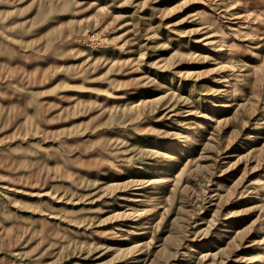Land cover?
I'll return each mask as SVG.
<instances>
[{
  "label": "rangeland",
  "instance_id": "1",
  "mask_svg": "<svg viewBox=\"0 0 264 264\" xmlns=\"http://www.w3.org/2000/svg\"><path fill=\"white\" fill-rule=\"evenodd\" d=\"M0 264H264V0H0Z\"/></svg>",
  "mask_w": 264,
  "mask_h": 264
}]
</instances>
